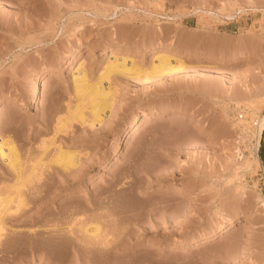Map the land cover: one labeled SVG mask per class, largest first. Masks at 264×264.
<instances>
[{
    "label": "rangeland",
    "instance_id": "obj_1",
    "mask_svg": "<svg viewBox=\"0 0 264 264\" xmlns=\"http://www.w3.org/2000/svg\"><path fill=\"white\" fill-rule=\"evenodd\" d=\"M163 46L180 49L182 69L146 74ZM123 56L143 71L102 78L114 91L102 121L91 124L88 97V118L76 117L78 62L94 85ZM46 70L36 109L32 89ZM259 95L264 0H0V139L16 147L22 188L33 189L22 223L10 222L21 240L0 251V264H263L264 134L256 170L237 171L231 159L264 113L245 97ZM160 110L135 136L121 134L112 158L120 128ZM176 110L188 114L168 117ZM59 146L76 154L74 167L53 160ZM16 172L0 156L1 199L16 197Z\"/></svg>",
    "mask_w": 264,
    "mask_h": 264
},
{
    "label": "bare ground",
    "instance_id": "obj_2",
    "mask_svg": "<svg viewBox=\"0 0 264 264\" xmlns=\"http://www.w3.org/2000/svg\"><path fill=\"white\" fill-rule=\"evenodd\" d=\"M166 50H167L166 47H164V46L161 47V49L159 50L160 53L158 55H156V59L152 61L150 68L145 71L146 74L160 73V75H162V74H169V73L179 71L182 69L184 62L181 58L176 56V55H178V53H179L178 51H180V49L173 50L172 54H169ZM77 67H78L77 69H78L79 73H81V75H74L73 81H74V87H75L76 92H78V94L82 95V97H81L82 101H81V103L79 102L76 105L77 109L75 111H77V112H74V113H76V117L80 118L82 121H86V116L88 118V115L86 113L89 110L90 111L89 117L91 115L90 121H91L92 125L94 124L95 121H98V122L102 121L103 120V113L105 112L106 108L111 107V98L113 97L114 91L112 90L111 86H104L103 85L102 78L107 77L112 73H125L126 74V73H132V72L133 73L134 72L139 73V72L143 71L138 66V64L135 62V60L133 58L129 59L127 56H123L121 59H119L118 57H114L113 59H111L107 62L106 66L104 67L105 69H104L102 76L100 75V78L96 81V83L94 85H92V84L90 85V83L89 84L87 83L88 78H86L85 72L83 71V70H85L84 69L85 61L80 60L78 62ZM51 76H52V72L50 70H46L44 75L40 78V80L33 87L32 95H31V102H32L33 108L37 109L39 107V99L41 97V90L47 86ZM257 95H258V93H257ZM86 97H88V99H90V101H91V103L89 102L91 105L90 109L86 108L87 111H86L85 107L82 106L83 105L82 102H83V100L86 99ZM245 98L247 99V101L251 107L256 106L254 108L257 109V108H260L262 106L264 109V96L261 97L259 100L257 99L258 100L257 103H255L254 100H252L249 96L245 97ZM243 100H244V97H243ZM0 103H1V100H0ZM84 105H85V103H84ZM5 106L10 107L12 105H8V103H7ZM163 113H164V111H161V110L160 111H154V112H145V113H142L140 115L135 116L133 125L130 127V129L128 131H126L125 128L121 127L120 133L118 134V137L115 139V141H113V146L111 149L112 158H114L115 156H118V154L121 151V138L119 137L121 134H124L125 132L127 134L128 132H130L129 136H135L139 132V129H140L142 124H144L145 122H147L151 119L160 118ZM168 114H170L168 117L172 118V117H180V116H183V115L188 114V113H186L184 111L176 110V111H170ZM226 115H227V112H226ZM74 116H75V114H74ZM242 121H243L242 119H239L234 123V124L239 126L238 127L239 132L246 130L245 126L242 125V123H240ZM253 121H256L257 125L255 126V128L252 132L253 134L251 136H249V139L251 141H253V140L255 141L253 144L255 149L251 150V152H253V154H251L249 156L244 155L243 158H239L237 153H235L236 157L239 159L236 160L235 157H233L231 159L234 160L233 161L234 166H235V169L237 171L256 170V168L261 166L260 158H259L258 154L255 153V151H256L257 146L261 143V139L263 137L264 113L258 114L257 119L253 120ZM196 126L199 129L203 128V125L200 122H197ZM57 149L58 150L55 153V157L53 160L54 161L56 160V162L59 163L61 167L63 166L64 169H67L69 167H74V165H76L75 164V159L77 158L76 154H74V153L70 154L69 151L62 150L61 146H59ZM0 156L6 157L8 159V163L11 165V167L16 169V171H17L16 174L18 177V181L16 183L17 184V187H16L17 188V190H16L17 195H14L16 197H13L10 195L11 197L7 196V198H2V199L0 198V251L3 252V251H6V249H9L8 247H10V246L12 247V245L14 243H16L17 241L19 242V240H21L19 235L22 233H20V231H19L20 234L18 233V235H16L17 230L13 229L12 228L13 226L10 227L12 225V224H10V222L11 221L13 222V220H15V221L21 220L20 223H22V221H23L22 217L24 216V212L26 213V211L22 212L21 206L25 207V205L27 203H29V200L27 198L29 196L28 193L30 191H33V189L32 190L30 189V191L28 192L27 191L28 188H26V187H25V189H24V187L22 188V185L24 184V183H22L23 178L21 177L22 169L19 168V166H18L21 163L20 156H19V153H18L16 147L14 146V144H12V142L9 141L8 139H0ZM16 166H17V168H16ZM35 168H36V164L32 165V167H30L29 172L30 173L33 172L35 170ZM30 173H28V174H30ZM179 192H183L184 194H188V195L190 194L189 191H187L186 189H184L182 187H180ZM31 193H34V192H31ZM15 198H17L16 199L17 201H15ZM13 200L15 201V203H17V204H15L17 206L12 205L11 202H13ZM262 200H263L262 202H264V199H262ZM11 206H13V207H11ZM19 208H20L21 212H18ZM25 220H28V218L26 217ZM15 221H14V223H15ZM233 222H234V219L232 217H230L228 219V221L225 222L224 225L221 226L220 232L224 233L226 230L230 229L232 227ZM88 224L89 223H86L84 225L82 224L84 233H86L87 236H92L93 238H95L96 236L99 237V235L101 234V232L99 230V225L95 224V225L88 226ZM51 227H52V225H51ZM57 227H56V229L55 228L51 229V231L52 230L54 231V236L52 234V238H53L52 240L53 241L49 240L51 238L50 237L51 235L49 236L50 238L47 239L50 241L49 244H51V241H52V243L54 242L53 245L56 242H58L56 240H58L57 239L58 238L57 235L59 233L58 228H60V227H58V228ZM17 228H19V227H17ZM55 231L56 232L58 231V232L55 233ZM209 236H210V233L203 235L200 238L201 242H199L197 245L204 242V240L207 239ZM22 237H23V235H22ZM40 240H41V244L43 246L45 244L44 242H46V240L45 241L42 239H40ZM42 241L44 244L42 243ZM49 241H47V242H49ZM31 244H32L31 247L34 246L35 248H38L37 246H38L39 242L36 243V241H35L34 243L31 242ZM41 244H39V245H41ZM3 253L5 254L6 252H3ZM263 264H264V262H263Z\"/></svg>",
    "mask_w": 264,
    "mask_h": 264
},
{
    "label": "built area",
    "instance_id": "obj_3",
    "mask_svg": "<svg viewBox=\"0 0 264 264\" xmlns=\"http://www.w3.org/2000/svg\"><path fill=\"white\" fill-rule=\"evenodd\" d=\"M243 117L244 116L242 114H239V118H243ZM254 125H257V122L256 121H254ZM240 136H241V138H244L247 135L244 136L243 131H241L240 132ZM242 136H244V137H242ZM254 142H255L254 140L253 141L250 140V142H246V141H240L239 142V145H238L237 150H236V153L239 156V158H243L244 155H246V153L248 151H251V150H254L255 149V147L253 146ZM260 146H261V143L257 146L256 151H255L258 154V156H259Z\"/></svg>",
    "mask_w": 264,
    "mask_h": 264
},
{
    "label": "trees",
    "instance_id": "obj_4",
    "mask_svg": "<svg viewBox=\"0 0 264 264\" xmlns=\"http://www.w3.org/2000/svg\"><path fill=\"white\" fill-rule=\"evenodd\" d=\"M262 158L264 159V149H263V151H262Z\"/></svg>",
    "mask_w": 264,
    "mask_h": 264
},
{
    "label": "water",
    "instance_id": "obj_5",
    "mask_svg": "<svg viewBox=\"0 0 264 264\" xmlns=\"http://www.w3.org/2000/svg\"><path fill=\"white\" fill-rule=\"evenodd\" d=\"M263 134H264V132H263Z\"/></svg>",
    "mask_w": 264,
    "mask_h": 264
}]
</instances>
